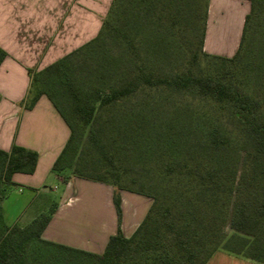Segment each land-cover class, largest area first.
<instances>
[{
  "label": "trees",
  "instance_id": "trees-1",
  "mask_svg": "<svg viewBox=\"0 0 264 264\" xmlns=\"http://www.w3.org/2000/svg\"><path fill=\"white\" fill-rule=\"evenodd\" d=\"M248 1L251 10L231 58L204 51L210 0L153 1L154 21L168 34L162 38L170 36L183 50H188L185 41L196 40L195 56L220 62L219 67L210 64L204 72L188 64L164 74L148 65L147 59H140L145 37L122 15V0H113L95 39L42 71H29L24 108L33 109L45 96L70 130L53 165L60 175L69 168L68 160H74L77 130L99 119H113L118 107L140 93H191L196 106L180 104L167 110L175 115L160 130L156 148L140 146L136 140L143 138L130 124L117 130L121 137L104 140L109 150L101 146L102 150L86 154L82 167L87 171L76 178L114 188L119 222L121 191L152 199L148 214L130 238L119 228L105 251L97 255L45 241L42 234L53 212L40 215L27 227L7 225L0 213V264H25L34 240L59 251L63 264L74 256L87 264H207L217 251L264 264V38L256 30L264 0ZM135 24H140V17ZM109 37L130 52L133 68L118 78L108 68L99 75L97 86L85 92L78 85L70 58ZM6 57L0 48V65ZM106 75L110 79L101 81ZM48 80L58 81L62 98H55L44 87ZM202 102L214 110L202 113L198 108ZM181 117L188 122L182 124ZM221 119H231L235 130L223 127ZM38 157L37 152L17 145L9 152L0 150V202L15 186L16 174L35 173ZM129 164L139 167L136 174L130 172ZM226 227L230 235L225 233Z\"/></svg>",
  "mask_w": 264,
  "mask_h": 264
},
{
  "label": "crops",
  "instance_id": "crops-1",
  "mask_svg": "<svg viewBox=\"0 0 264 264\" xmlns=\"http://www.w3.org/2000/svg\"><path fill=\"white\" fill-rule=\"evenodd\" d=\"M112 2L0 0V48L7 54L0 65V150L9 152L17 145L39 156L35 173L16 174L14 187L25 188L31 195L27 207L38 203L37 216L46 214L52 207L51 221L42 234L45 241L97 255L105 251L110 237L116 235L119 228L130 238L153 201L121 191L119 222L113 187L76 177L65 182V174L54 172L53 165L70 137L68 126L45 96L31 110H26L23 102L30 86L29 71H42L95 39ZM250 10L248 0H210L205 53L233 57ZM229 14L238 19L229 22L225 18ZM215 32L220 34L218 39ZM48 181L64 185L58 203L46 188ZM3 217L7 225H12L7 222V213H3ZM207 264L257 263L217 251Z\"/></svg>",
  "mask_w": 264,
  "mask_h": 264
},
{
  "label": "rangeland",
  "instance_id": "rangeland-1",
  "mask_svg": "<svg viewBox=\"0 0 264 264\" xmlns=\"http://www.w3.org/2000/svg\"><path fill=\"white\" fill-rule=\"evenodd\" d=\"M153 1L154 0H122L121 2L122 15L128 20L127 22L129 25L139 32L141 38L145 37L141 45V50L139 51L141 53L140 59H147L146 62L148 65L164 74H172L178 71L181 66L188 64L194 65L200 72L206 71L210 64H214L216 67L220 66V62L218 61L204 58L199 54L195 56V54H197L196 40L193 41L189 39L185 41L187 44L184 46H187L188 50H183L180 48L179 42L175 41L170 36L162 38L163 34H168L164 28L159 27L154 21L155 11L152 7ZM137 16L140 17V24L138 25L135 24ZM225 18H227L229 22L238 19L237 16L231 14ZM105 19L103 18L102 22ZM229 27L231 26H228V30H230ZM256 28L258 37L263 39L264 6L260 7ZM215 33L216 36H214L218 39L220 34L217 32ZM180 44H182V42ZM145 52L147 53V57L143 54ZM130 57L131 54L125 47L120 46L109 37L79 50L70 58V63L77 77L79 87L85 92H90L97 86L100 79L99 75L108 68L110 71L114 70L116 72L114 73V77L118 78L120 74L124 76L127 75L133 68ZM108 79L110 78L106 75L101 81H108ZM44 87L49 90V92L55 94V98H62L59 94L58 81L48 80V82H45ZM192 102L196 101H194V95L191 93L173 94L162 91L143 92L118 107L115 112L116 116L113 119H99L83 129H78L75 157L72 161L68 160L66 164L69 168L65 172V178L68 179L80 176L82 171H87L82 167V162L86 160V154L91 150H93V152L102 149L104 151L109 150L104 140L107 141V139L110 138L114 141L116 136L120 134L117 130L124 129L130 124L137 127L139 131L138 137L140 136L143 138L136 140L140 143V146L147 147L151 145L156 148L160 142L158 140L160 130L165 128L175 115L172 112L168 113L167 110H173L180 104L191 106ZM195 104L192 106H196ZM198 108H200L202 113L214 110V106L206 102H202L201 105H198ZM148 111L149 113L146 115ZM180 121L182 124L188 122L184 117H181ZM220 122L223 127L235 130V124L231 119H221ZM101 146H103L102 149L100 148ZM128 168L130 172L134 174L137 173L136 170H139V167L134 164H129ZM45 185L50 192L49 194L52 195L53 200L58 203L64 185L53 181H48ZM2 189L3 187L0 186V191ZM19 189L24 191L25 188L20 186L13 187L3 202H0L2 207H0V213H7L8 223L23 226L25 222L29 223V221L31 222L34 218L36 219L39 217L37 216L39 207L38 203H32V205L27 207L31 195L26 190L21 192ZM52 211L53 209L50 206V209L45 213L50 214ZM224 231L227 235L231 234L229 227H226ZM26 256L25 264H63L64 258L59 251L44 246L38 240H34L30 244ZM71 258L72 259L69 262H65V264H87V262L81 260L78 256Z\"/></svg>",
  "mask_w": 264,
  "mask_h": 264
}]
</instances>
